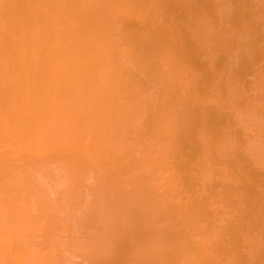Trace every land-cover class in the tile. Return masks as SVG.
<instances>
[{"label":"bare ground","instance_id":"bare-ground-1","mask_svg":"<svg viewBox=\"0 0 264 264\" xmlns=\"http://www.w3.org/2000/svg\"><path fill=\"white\" fill-rule=\"evenodd\" d=\"M0 264H264V0H0Z\"/></svg>","mask_w":264,"mask_h":264}]
</instances>
